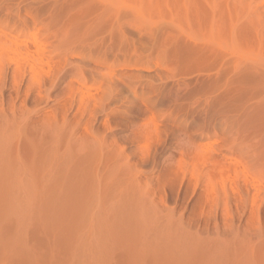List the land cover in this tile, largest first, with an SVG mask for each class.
<instances>
[{"label":"rangeland","instance_id":"1","mask_svg":"<svg viewBox=\"0 0 264 264\" xmlns=\"http://www.w3.org/2000/svg\"><path fill=\"white\" fill-rule=\"evenodd\" d=\"M32 30L43 45H34ZM22 43L45 48L51 62L42 74L57 81L41 92L35 114V88L23 85L18 95L11 74L18 58L0 51L7 114L15 103L43 124L58 108V117L68 108L73 118L80 101L104 102L95 128L107 146L125 148L130 176H142L136 192L127 175L94 190L81 173L63 189L69 180L59 170L28 160L32 175L22 183L1 164L0 264H151L127 252L145 234L158 240L159 228L176 226L195 241L231 242L212 248L224 264L231 253L232 264L260 259L253 240L264 242V206L260 222L253 219V185L242 173L264 185V0H0L1 46L27 48ZM84 125L73 128L79 137ZM138 198L147 208L153 200L148 211L161 226L172 215V229L153 216L144 222L150 212Z\"/></svg>","mask_w":264,"mask_h":264},{"label":"bare ground","instance_id":"2","mask_svg":"<svg viewBox=\"0 0 264 264\" xmlns=\"http://www.w3.org/2000/svg\"><path fill=\"white\" fill-rule=\"evenodd\" d=\"M29 33L30 34L28 36L33 38L34 45L41 46L43 42H41L40 38L36 36V31L32 30ZM33 43L31 44L29 43L28 47L27 45H24L22 43L23 46H26L27 48H6L2 45L4 47L3 48L0 44V46L2 47L0 48V51L1 52L4 51L7 54H15L17 56L18 59L15 61L16 68H14L11 73L13 75L12 79L16 78L15 79L16 81L14 80V82L17 83V85L15 84V86L17 87L16 90L18 95L23 85L26 87V89L29 92L35 88V91L37 93L36 97L38 99V102H36L38 103L36 104V111H35L36 114L37 111L40 113V110L38 109V107L40 106L39 102L43 100V94L41 92L47 87V85H51L52 87H54L57 78L46 77L42 74L43 66L50 65L51 61L45 59V55H43L45 48H29V46L30 45L32 46ZM19 46L21 47V44L18 45V47ZM26 69L27 70L29 69L30 72L29 78L27 75L28 73L26 74ZM6 77L7 74H5V78ZM112 81L113 80H110V83H112ZM29 85L30 87L28 88ZM81 91H82V96H87L86 91H83V89H81ZM61 108L62 106L60 107V109ZM106 108L107 105L104 102L101 103L100 105H96L94 104V102L90 104V100L87 102L80 101L79 106L76 108V113L79 111L77 115L78 114L80 115V117L78 116V119L80 121L78 120L77 122H75V119L77 120V117H75L76 114L73 115V118L75 117V119H73L71 117L72 114L70 115V113L66 112L69 111L68 108L66 111L65 110L63 111L65 113L64 115L61 116L62 118L58 117L60 114V111L58 113V109H59L58 108L55 110L56 113H52V114L47 113L44 117L45 123L40 124V122L38 123L37 121L36 122L31 121L32 118L30 117L26 119L24 113H22L21 111L18 112V110L15 107V103L13 104L12 108L9 109L11 110L10 112L11 114H7V112L4 110L3 106L1 105L0 106V165L5 162L10 163L13 177L18 182L22 180V183H26V178L31 177L32 175V172L27 165L28 160H31L32 163H39L41 167L45 166L47 168L54 169L55 172L59 170L63 178L66 179L67 181L69 180L67 184L65 183L63 184L62 186L63 189L71 188L72 180L75 183L74 185L77 184V179H76L77 173L87 174L88 176H90L93 180L90 185V188L94 190H110L111 188L117 185V180H119L121 176L127 175L129 176V179L126 180V183L130 186L132 192L138 191V189L140 188L139 179L141 178L142 174L140 172L139 173L135 172L132 174V176H130L131 166L129 164L132 158L128 157L126 159L125 148L119 147L117 144H111L107 146V144L105 143V138L102 137L99 130L95 128V124L98 122L99 116L101 115V113H103L106 110ZM71 109H74L73 106H71ZM80 122H83L86 125V127L84 124L81 125ZM73 123L74 124L77 123V124L74 125V127H71ZM78 125H81V127H83L84 125L85 127L84 130L85 132L83 133L84 136L79 137L77 135L76 129H73L75 128V126L78 127ZM4 130L6 132H12V138L8 142H6L8 140L7 136L2 134ZM214 161L215 160H213L212 162ZM242 174H244L246 180H249L248 182H251V184L253 185L252 186L254 190L253 206H255L256 209H253L252 218L260 222L261 213L263 211V210L260 211V209L264 206V185L261 184L260 186L259 185L257 186L255 180L249 178L246 173H242ZM256 179L258 178L256 177ZM19 186L20 188H24L22 184H19ZM146 193L147 192L144 193V196L146 195ZM232 194H235V192ZM148 195H149V189H148ZM235 195H237V193ZM150 201L151 203L148 206L149 208H147V205L145 204L144 200L138 198L137 205L140 206L142 209H147V212H150V214H146L149 215L146 216V220L144 219L145 215L141 219H144L145 222V221H149L147 219L148 217L149 219L152 220V218L150 217L153 216V218L157 219V221H159L160 223V220L162 219L161 217L163 216L164 218L166 216V213L168 212L167 211L166 213L164 212L165 214H163L160 217L161 219L158 220L157 215L155 217L154 216L155 214H151L155 209L153 207L151 208L154 210L150 209V206L153 205L152 204L153 200ZM230 203L231 202L226 204L225 209L229 208L227 205H229ZM243 204L244 202L242 203V205ZM148 209H150L152 212L148 211ZM170 216L172 217V215L169 214V217ZM169 217L166 216L165 220L168 219ZM171 217L169 220H171ZM169 220L164 221L165 223H167L166 225L161 226L160 223V227L168 228L170 226L169 222H171L173 219L171 221ZM173 221L171 223L172 225L174 223ZM161 222L163 224V221ZM259 222H258L259 225L257 224V222L256 225L261 226ZM147 224L149 225V223ZM156 224H158V222ZM156 224H153V226L155 225V227L158 228L159 224L158 226H156ZM171 226L170 228L172 229L173 226L172 227ZM261 227H259L261 229L260 234H262L264 230V228L262 227L263 228L262 229ZM176 228H177L176 230L179 229L177 232L174 229H173L174 231L173 230L165 231L162 228H159L161 229V231L162 230L163 231L162 232L160 230L158 231L157 235L159 236L157 237L159 238L156 237L158 240L156 239L154 240L151 237H150L151 240H147L146 234L145 233H144L145 235L142 234L145 236V238L143 236L142 241L140 240V242L134 243L131 249L127 253H131L132 255L141 258L151 264H217L215 262L218 260V257L214 258V255H216V253H214L212 248L214 247L217 249L218 247L219 251H221L220 249L222 248L220 244L223 243L224 241L227 242L226 239L221 238V240L224 241L222 242L221 240H219V242L221 241L220 244L219 242L216 244H212L211 241H206L204 243L201 240L199 241V239L201 238L200 236L199 237L195 236L197 238L196 239L197 241H195V238L194 239H192L193 237L190 238V235H185L186 233L182 234L184 231L182 227L178 228L176 226ZM180 229H182V233H180L181 232ZM228 229H226V231ZM255 229H257V227H255L253 230ZM232 231L233 233H235L234 235H231L230 238L233 242V239L236 240L237 237L235 238V236H237L238 233L235 232L234 230ZM255 231L258 233L257 230ZM256 232H254L255 236H257ZM228 233L231 234V231H228ZM228 233L225 232L223 238L225 237V235L228 237ZM217 235L220 234L217 232ZM232 236L234 237L233 239ZM253 236L254 235L250 237V240L255 237ZM188 237L191 240L188 239ZM263 237L260 236V238L264 239ZM230 239L229 241H231ZM258 240L260 239L253 240L254 242L256 241L255 242L256 246L257 243L258 245L260 244L259 247L255 246V249L259 250L258 252L264 255V249L263 250L261 249L264 248V242L260 240L263 245L262 247L261 243L257 242ZM250 242L253 245V242L252 241ZM217 244L219 246L216 247ZM226 244H228L230 247L231 242L230 243L227 242ZM226 244L225 246L224 245L222 246L225 249L224 252L227 251L226 249H229L228 245L226 246ZM233 247L234 246H232V249ZM207 248L209 252L208 253L206 252L207 254H205ZM251 250L254 253V249L250 248V252H252ZM262 254L260 255V257H258L259 255H256L255 253L257 259L260 258L258 260H261L262 262L255 260L256 262L255 263L254 260L251 259L252 262H250V264L251 263L264 264V258ZM231 255H229L230 257L226 256L228 257L227 259L229 261H231L229 258L231 259L234 258V255L232 257ZM249 257L256 259L254 254L252 255V253L251 256ZM238 258L239 257H237L236 260H238ZM219 261L220 260H218V262ZM229 261L227 262L232 264ZM223 262L225 261L223 260ZM223 262L220 261L221 264H224ZM227 262L226 264H228ZM232 262L234 261L232 260ZM243 262L244 261L242 260L241 262H236V263L242 264ZM243 264H247V263L244 262Z\"/></svg>","mask_w":264,"mask_h":264}]
</instances>
